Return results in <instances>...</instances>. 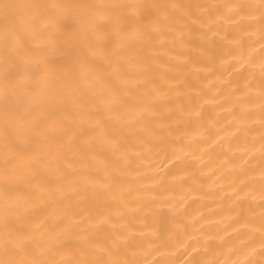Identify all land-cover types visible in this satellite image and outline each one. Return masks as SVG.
Returning a JSON list of instances; mask_svg holds the SVG:
<instances>
[{
  "label": "bare ground",
  "instance_id": "6f19581e",
  "mask_svg": "<svg viewBox=\"0 0 264 264\" xmlns=\"http://www.w3.org/2000/svg\"><path fill=\"white\" fill-rule=\"evenodd\" d=\"M0 2L36 18L18 52L0 9V258L264 264L260 0ZM48 5H92L96 28L69 47L48 18L77 10ZM6 104L34 123L35 177L5 173Z\"/></svg>",
  "mask_w": 264,
  "mask_h": 264
},
{
  "label": "snow or ice",
  "instance_id": "6c2138e0",
  "mask_svg": "<svg viewBox=\"0 0 264 264\" xmlns=\"http://www.w3.org/2000/svg\"><path fill=\"white\" fill-rule=\"evenodd\" d=\"M23 6L13 5L7 2H0V9L4 12V33L18 52L24 50V43L22 40L23 33L26 30H31L32 26L36 23L35 17H27L22 15L18 9ZM37 7V6H32ZM46 7L56 8H70L77 10L76 19L71 23H61L59 20L48 18L47 27L56 31L62 32L65 38V44L69 47H75L77 44L84 41L87 34L94 30L97 25V19L89 9L92 5H48ZM259 8L261 9V21L264 23V0H260ZM12 63H17V58L12 57ZM20 63L27 65L23 57L20 58ZM39 63V62H38ZM5 121V136L11 138L9 144L13 151L6 153L4 164L5 173L14 171L16 162L24 159L28 174L35 177L39 172L43 162V156L36 152L35 149V127L34 123L28 121L27 114L17 115L16 113L8 110L7 104L5 105L4 112ZM8 145H6L7 147ZM11 198L7 193L5 194V219L7 220V213L12 207ZM40 225H37L39 229ZM27 242H21L12 245L11 247L5 246L4 258H0V264H47L45 261L39 259H17L16 256L26 247ZM78 264H128L124 261H81Z\"/></svg>",
  "mask_w": 264,
  "mask_h": 264
}]
</instances>
